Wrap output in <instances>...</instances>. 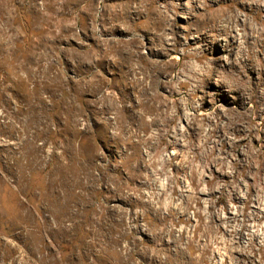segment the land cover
Segmentation results:
<instances>
[{
    "label": "rangeland",
    "instance_id": "374dc122",
    "mask_svg": "<svg viewBox=\"0 0 264 264\" xmlns=\"http://www.w3.org/2000/svg\"><path fill=\"white\" fill-rule=\"evenodd\" d=\"M0 264H264V0H0Z\"/></svg>",
    "mask_w": 264,
    "mask_h": 264
}]
</instances>
